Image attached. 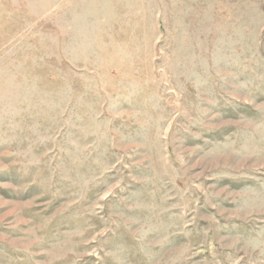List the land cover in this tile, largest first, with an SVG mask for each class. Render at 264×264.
Instances as JSON below:
<instances>
[{"label": "rangeland", "instance_id": "obj_1", "mask_svg": "<svg viewBox=\"0 0 264 264\" xmlns=\"http://www.w3.org/2000/svg\"><path fill=\"white\" fill-rule=\"evenodd\" d=\"M0 264H264V0H0Z\"/></svg>", "mask_w": 264, "mask_h": 264}]
</instances>
